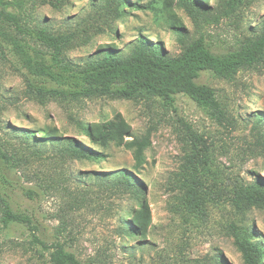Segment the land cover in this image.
<instances>
[{
    "label": "rangeland",
    "instance_id": "rangeland-1",
    "mask_svg": "<svg viewBox=\"0 0 264 264\" xmlns=\"http://www.w3.org/2000/svg\"><path fill=\"white\" fill-rule=\"evenodd\" d=\"M201 2L215 16L195 22L177 0H125L119 18L99 22L96 30L86 32L87 42L81 36L76 38L64 54L75 65L84 66L105 49L127 56L143 37L150 46L157 45L162 53L175 56L181 50L178 30L190 39L204 34L213 51L222 53L264 29V0H243L227 13L221 10L220 0ZM102 3L104 0H23L34 23L55 33L84 23ZM26 40L34 48V56L49 58L45 47ZM31 81L36 80L0 37V143L18 149L20 155L39 151L30 169L61 175L40 199L29 200L19 190L12 197L15 210L38 219L40 237L46 244L60 242L80 260L94 264H244L231 235L230 226L235 225L252 231L264 248V208L238 211L230 203L209 202L207 217L194 220L179 211L183 190L172 186L192 150L190 131L212 146V153L208 150L210 169L223 179L226 191L255 182L264 184V63L239 70L232 82L210 72L198 79L214 89L227 108L232 119L227 127L183 95L176 96L173 106L161 100L107 97L41 103L26 92ZM116 114L130 127L132 137L127 139L150 134V145L139 162L133 150L114 143L99 148L104 155L99 160L59 156L67 146L66 139L95 148L85 129ZM40 131L49 135L41 136ZM26 134L33 137L25 140ZM121 169L138 182V193L111 188ZM14 172L10 168L11 176ZM207 179L214 190L211 177ZM77 189L90 192L80 209L73 208L68 196L79 193ZM140 203L147 204L150 220L130 236L124 231L141 210ZM32 233L20 224L0 226V264H51L49 251L33 242Z\"/></svg>",
    "mask_w": 264,
    "mask_h": 264
},
{
    "label": "trees",
    "instance_id": "trees-1",
    "mask_svg": "<svg viewBox=\"0 0 264 264\" xmlns=\"http://www.w3.org/2000/svg\"><path fill=\"white\" fill-rule=\"evenodd\" d=\"M220 1L221 10L227 13L238 8L243 0ZM177 2L195 22L200 18L209 20L215 16L201 0ZM124 4L125 0H104V4L84 23L67 32L55 33L34 23L30 8L25 11L23 0H0V37L12 46L23 67L36 80L27 83L26 92L29 96L41 103L48 99L78 101L107 97L135 101L161 100L173 106L176 96L183 95L217 124L229 126L232 119L227 108L218 99L215 90L198 79L203 73L210 72L217 78L232 82L239 70L259 67L264 63V29L245 36L236 46L222 53L213 51L204 34L190 39L178 30L177 43L181 50L175 56L162 53L157 45L150 46L149 41L140 37L127 56H118L110 49H105L99 57L84 66L75 65L67 59L65 49L76 38L81 36L82 41L87 42L89 35L86 32L96 30L99 22L105 24L111 17L119 18L121 5ZM12 7L16 11H12ZM27 38L45 47L49 58L38 59L34 56V48ZM257 120H261V115L257 116ZM38 133L41 136L49 135L47 131ZM85 133L95 148L66 139L67 146L59 151V156L99 160L104 156L99 148L114 143L133 150L135 160L139 162L150 145L149 132L139 139H127L132 137L130 127L119 114L108 121L89 125ZM28 136L33 137L26 134L25 140ZM189 137L192 150L186 156L177 178L172 179L173 188L183 190L179 209L183 216L203 221L207 217V203L217 201L230 203L238 211L252 206L264 208V184L255 182L226 191L223 179H219L210 169L212 160L208 150L212 146L194 131H190ZM37 154L39 151L33 150L27 155H20L18 149L0 143V226H28L33 232V242L49 251L51 264H94L91 260H80L60 242L46 244L40 237V223L34 214L13 208L15 190H19L29 200L40 199L56 184V179L61 178L60 174L30 169L32 159ZM36 158L41 157L38 155ZM10 168L15 171L12 176ZM207 176L211 177L214 190L209 186L210 179ZM113 179L115 181L111 188L138 193V182L126 169H121ZM76 191L79 193L67 194L72 199L73 208L80 209L88 202L90 192L87 189ZM140 206L141 210L124 231L130 236L138 234L149 223L147 204L140 203ZM230 229L244 264H264V248L260 241L254 239L252 231L235 225H231ZM2 252L3 247L0 245V255Z\"/></svg>",
    "mask_w": 264,
    "mask_h": 264
}]
</instances>
